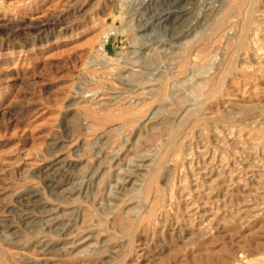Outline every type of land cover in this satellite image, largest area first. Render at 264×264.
I'll list each match as a JSON object with an SVG mask.
<instances>
[{
	"label": "rangeland",
	"instance_id": "374dc122",
	"mask_svg": "<svg viewBox=\"0 0 264 264\" xmlns=\"http://www.w3.org/2000/svg\"><path fill=\"white\" fill-rule=\"evenodd\" d=\"M0 264H264V0H0Z\"/></svg>",
	"mask_w": 264,
	"mask_h": 264
},
{
	"label": "bare ground",
	"instance_id": "6f19581e",
	"mask_svg": "<svg viewBox=\"0 0 264 264\" xmlns=\"http://www.w3.org/2000/svg\"><path fill=\"white\" fill-rule=\"evenodd\" d=\"M240 4V3H239ZM252 5V4H251ZM254 5H255V2H254ZM255 8V7H254ZM250 11V10H249ZM250 13V12H249ZM254 15V14H253ZM253 17V16H252ZM246 20V19H245ZM252 20V19H251ZM251 23V22H250ZM247 30V29H246ZM214 94V93H213ZM204 99V98H203ZM205 100H206V98H205ZM203 103V102H202ZM200 109H201V107H200ZM196 111V110H195ZM197 112V111H196ZM199 112V111H198ZM150 121V120H149ZM184 121V120H183ZM171 124V123H170ZM165 125V124H164ZM181 126V125H180ZM180 128V127H179ZM110 130V129H109ZM177 135V134H176ZM187 137V136H186ZM177 139V138H176Z\"/></svg>",
	"mask_w": 264,
	"mask_h": 264
}]
</instances>
